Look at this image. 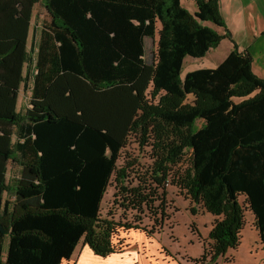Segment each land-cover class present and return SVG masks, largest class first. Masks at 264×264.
<instances>
[{"label": "trees", "instance_id": "obj_1", "mask_svg": "<svg viewBox=\"0 0 264 264\" xmlns=\"http://www.w3.org/2000/svg\"><path fill=\"white\" fill-rule=\"evenodd\" d=\"M39 2L46 18L34 48ZM192 2L193 14L180 0H0V264H61L80 242L99 257L123 253L127 245L113 238L138 228L100 219V206L132 133L159 151L157 185L189 154L176 184L216 218L202 262L237 247L238 196L264 251V81L236 47L216 68L181 79L186 57L202 58L224 38L204 25L225 28L219 0ZM34 51L30 108L19 113ZM23 122L18 161L14 131ZM9 161L21 167L12 185ZM116 180L123 202L151 206L152 196L127 192L123 169ZM4 193L14 194L12 205Z\"/></svg>", "mask_w": 264, "mask_h": 264}, {"label": "rangeland", "instance_id": "obj_2", "mask_svg": "<svg viewBox=\"0 0 264 264\" xmlns=\"http://www.w3.org/2000/svg\"><path fill=\"white\" fill-rule=\"evenodd\" d=\"M181 3L185 9L194 5L191 0H181ZM45 18V6L39 2L33 9L28 41V43L33 41L34 48ZM204 25L212 26L209 22ZM157 31L158 24L155 41ZM154 43L146 40L148 47ZM34 59L35 51L28 66L27 87L20 90L17 107L19 113H25L29 108L32 76L35 72ZM182 66L180 77L186 66L184 61ZM188 101H191V98ZM25 126L23 122L21 128L14 131L13 143L17 156L22 153ZM158 153L149 136L143 143L138 133H132L127 138L117 160L116 173L112 175L102 199L100 219H108L138 229L119 230L113 242L121 241L124 246L127 245L124 250L130 253V258H134L136 264H264V251L255 227V219L242 196H238V203L243 209L244 224L239 233L237 247L228 250L223 257L213 262L207 256L204 262L201 261L207 245L210 244L208 237L216 218L195 205L176 184L177 178L188 167L189 154L185 153L176 165H167L166 177L160 178L157 185L155 172L159 161ZM119 169H123L124 187L127 188V192L138 190L139 193L152 196L153 202L149 208L143 206L134 210L131 203L120 199L121 184L116 180ZM115 194L118 197L114 199Z\"/></svg>", "mask_w": 264, "mask_h": 264}, {"label": "crops", "instance_id": "obj_3", "mask_svg": "<svg viewBox=\"0 0 264 264\" xmlns=\"http://www.w3.org/2000/svg\"><path fill=\"white\" fill-rule=\"evenodd\" d=\"M218 5L219 13L225 24V28H220L213 25H209L208 27L213 28L217 33L223 35L224 38L220 41L217 47L210 49L204 57H186L184 59V64H186V66L182 73L181 79H183L186 74L196 70L216 68L224 61V59L234 49V47H236L238 51H247L250 54L252 58L253 73L264 81V0H219ZM186 10L193 14L196 11V8L194 5H191ZM15 157L18 161H20L22 158V153L20 156L15 155ZM20 175V165L9 161L6 166V184H14L20 179ZM2 197L3 200L7 201L10 205L15 202V196L13 193H4ZM3 242L1 251L2 256L4 257L7 249V239H4ZM61 264L136 263L134 258H130V253H127L126 251L121 254H111L103 258L96 256L88 246L80 242L76 246L70 259L63 261Z\"/></svg>", "mask_w": 264, "mask_h": 264}]
</instances>
